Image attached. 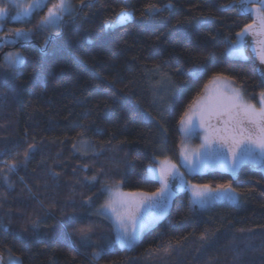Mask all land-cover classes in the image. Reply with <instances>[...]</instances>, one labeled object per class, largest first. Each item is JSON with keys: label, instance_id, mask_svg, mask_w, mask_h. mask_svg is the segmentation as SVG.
Instances as JSON below:
<instances>
[{"label": "trees", "instance_id": "16d2710c", "mask_svg": "<svg viewBox=\"0 0 264 264\" xmlns=\"http://www.w3.org/2000/svg\"><path fill=\"white\" fill-rule=\"evenodd\" d=\"M71 1L75 12L58 29L39 31L45 13L36 12L18 24L35 29L33 40L0 48V255L21 264H264V173L191 176L180 159V121L214 77L259 103V65L228 54L253 17L240 0ZM122 11L131 19L109 28ZM13 49L25 59L18 69L5 60ZM164 160L190 185L230 182L239 202L199 209L176 189L166 217L132 249L94 259L115 228L93 203L113 190L157 192L149 168ZM89 226L84 240L78 230Z\"/></svg>", "mask_w": 264, "mask_h": 264}, {"label": "snow or ice", "instance_id": "6c2138e0", "mask_svg": "<svg viewBox=\"0 0 264 264\" xmlns=\"http://www.w3.org/2000/svg\"><path fill=\"white\" fill-rule=\"evenodd\" d=\"M11 3L19 10L13 19L23 21L30 18L34 11L44 7L46 0H32V3L27 4L25 7H21L19 0H11ZM252 5H257V7L253 8ZM71 7L70 0H57L48 8L47 14L40 19L38 27L47 28L48 25L61 21L63 16L69 13ZM148 7L154 11L158 10L154 5ZM240 8L242 14L255 12L260 25L258 32H252L253 25L250 24L237 34L239 39L230 52L234 56L243 54L244 38L246 36L264 37V0H240ZM8 12L7 7L0 6V27H2V22L8 16ZM130 18L131 13L122 11L118 16L117 23H124ZM29 34L30 32L22 29H17L15 32L17 39H26ZM258 43L261 47L257 54L260 62L264 64V39L259 40ZM253 50L256 49L253 48ZM9 63L12 67H18L24 63V59L19 53L10 54ZM213 80L220 81L221 77L216 76ZM260 97V107L257 108L255 104L247 103L238 89L229 87L218 97H209L202 101L193 102L196 107L190 109L189 112H185L184 118L180 121L182 131L187 137L198 135L205 120L213 115L218 118L227 117V119L221 121L220 127L209 125L208 128H205V142L201 145V150L192 153L191 157L189 155L184 156L185 160H190L192 163L191 171H200L215 165L235 174L239 165L247 161H252L264 167V92L260 93ZM175 167V165H170L159 169L158 178L162 182V187L157 192L151 194L117 193L103 206L104 214L110 212L116 217L119 233L118 243L122 248L132 247L140 230L150 222L144 216H141L137 222L134 216V207L142 205L144 201L137 202L130 198L155 197L156 199L149 207H157L160 210L159 214H163L171 196L174 194L173 189L177 187L175 184L170 187L169 184V177L173 176ZM153 174H156L155 169H153ZM192 189L195 197L193 203L200 208L208 207L217 199H227L233 202L237 199L235 189L232 188L230 182L218 185L215 189L211 185H193ZM129 221L133 223L131 228L128 227ZM78 231L82 239H90L88 236V233L92 231L90 226L87 229L82 228ZM111 247V243H106L100 251L93 254V258H99L101 251ZM10 264H18V261H11Z\"/></svg>", "mask_w": 264, "mask_h": 264}, {"label": "rangeland", "instance_id": "374dc122", "mask_svg": "<svg viewBox=\"0 0 264 264\" xmlns=\"http://www.w3.org/2000/svg\"><path fill=\"white\" fill-rule=\"evenodd\" d=\"M70 2H71L72 7H71L69 13H66L63 16V18H62L61 21H59V22H57L55 24L48 25L47 28L39 27L38 30L39 31L42 30V31H49V32H51V31H54V30L58 29L59 26L61 25L63 19L65 17L71 16L75 12V7H74V5H73V3H72L71 0H70ZM19 3L21 5V7H25L27 4L32 3V0H19ZM52 4L53 3L49 2V0H46V5L44 7H42L41 9H39L37 11H34L32 13V15H31L30 18H27V19H25L23 21H16V20L13 19V17L16 15L17 11H19V10L17 8H15V6L11 3V0H3V2L0 3V6L7 7L8 10H9V12H8V16L6 17V19L2 22V27H0V48L15 46V45H18V44H23V43H27V42L32 41L33 38H34V35H35V29L34 28H29V29L19 28L18 27V24H26L27 22H29L30 20H32V17H33V15L36 12L44 11V13L46 15L47 14V11H48V8L51 7ZM238 5H239V8H240V1L238 2ZM251 7L255 8V7H257V5H252ZM240 11H241V8H240ZM244 14L253 17V19L255 20V23L257 25H254L253 26L252 32H258L259 31L260 21H259L257 15L255 14V12H252V13H244ZM131 17H132V14H131ZM117 20L114 23L110 24L111 27H109V26L108 27L109 28H112V27H115V26H118V25L122 24V23H117ZM17 29H22V30H24L26 32H30V34L28 35V37L26 39L25 38H19V39H17V37L15 35V32H16ZM238 39H239V37L237 36L236 42L238 41ZM251 39H253V42L251 43L252 46L249 45V41ZM261 39H264V37L255 36V35L246 36L244 38L243 54L242 55H238L239 57L236 58V59H242V60H248L249 59V60H251L250 58H256L260 62V59H259V56H258L257 53H258V51H259V49L261 47V45L258 43V41L261 40ZM236 42L233 43V47L235 46ZM253 48H255L256 50L254 51ZM16 53H19V54L22 55V53L20 51L13 49V50L8 51L5 54V60L9 63L10 54H13L14 55ZM22 57L24 59V56L23 55H22ZM24 61H25V59H24ZM22 65H20L18 67H14V68L18 69ZM259 65H260V70H261V73L263 75V80H264V64H262L260 62ZM222 80H224V79H222ZM211 82H219V81L212 80ZM213 84L214 83H210L209 86L207 85L206 90L203 93V95L201 97H199L196 101L200 100V98H206L208 94L214 93V92L209 91V90H213L212 89ZM229 87H230L229 85L223 84V89H219V90H226ZM207 89H208V91H207ZM241 94L243 95L242 92H241ZM243 97H244V95H243ZM202 100H204V99H202ZM195 107H196V105L193 104L192 107H191V109L192 108H195ZM223 119H227V117H219L218 118L215 115L211 116L209 119H206L205 122H204V124L201 126L199 134L198 135L191 136V137H187L185 135V133L182 131V127H181V131H182L183 138L188 139V142H189V144H188L187 147L189 148V147L192 146L190 144V142L193 139L194 142L198 141V144H196L195 146H193V147H195L193 150L200 149L201 148V145L204 144V142H205L203 140L204 139V136L206 134L205 131H204V129L205 128H208L209 125L216 126V127H220L221 126V121ZM185 151H186V149L184 151H182V146H181V155H180L181 167L183 168V170L185 171L186 174L191 175V176L203 174V173H206L208 171H216V170L217 171H224V172H227V173H229V174H231L233 176H236L241 171L242 168L258 169V170L264 172V167H258V166H256L257 163L254 164L252 161L244 162L242 164V166L239 169H237V171L235 172V174H233L231 171H228V170H226L225 168H223L221 166H215V165L206 167V168H204L203 170H200V171L193 172V171L190 170L192 168L191 161L184 159V156L187 155V154H185L186 153ZM166 164L175 165L174 163L170 162L169 160H164V161L159 162L156 166H153V167L149 168V174H148L149 177L152 178V179H156L160 183V187H162V182L158 178V172H159V169L161 167L166 166ZM175 166H176V169L178 170L177 172L179 174L177 172L173 171V176H170L169 177L170 187H171V185L175 184L177 187L173 189L174 192L176 191V189L179 190V191L188 192V194L190 196V199L192 201V206H194L196 208H199V209H205V208H200L199 206H197V205H195L193 203V201L195 199V197L193 196V189H192V186L193 185H190V183H188L185 180V178H184L185 177L184 176L185 174L182 172V170L180 169V167L177 166V165H175ZM153 169L156 170V174L155 175L153 174ZM173 177H175V178L173 179ZM120 192H122V191H120ZM122 193H125V192H122ZM235 195L238 196L239 194H237L235 192ZM238 197L240 198V195ZM130 199H134L137 202H139L141 200V199H137L136 197L130 198ZM155 199L156 198L150 199V200H147V201H144L143 200L144 203L142 205L138 206V207H140L139 209H137V207H134V216L137 219V222L139 221V218L141 216H144V217L148 218V216H147L148 213H149V216H153V215H155L157 213L159 214L160 210L157 207H154V206L153 207H149V205H151ZM220 202L237 203V202H232V201L227 200V199H217L213 203H211L208 207L212 206L215 203H220ZM104 205H105V203L102 204V205L101 204L100 205H95V203H93L92 206H93V209L96 212H99V213H103L104 214V207H103ZM208 207H206V208H208ZM105 215H108V216H110L112 218L111 221H112V223L114 225V228H115L114 229L115 230L114 241L109 242V243L112 244V247L111 248H114V246H117V247H119L121 249L130 250V249H132L138 243V241L140 240V238L142 237V235L146 231L152 229L154 226H156L158 223H160L166 217L167 214L163 218H161L160 220L152 223L151 225L147 224L142 230H140L139 235H138L135 243L130 248H122L120 246V244L118 243V235H119V233H118V223H117L116 217L114 215H112L110 212H108ZM132 226H133L132 221H129L128 222V227L131 228ZM111 248H109V249H111ZM11 261H18V264H21V262L16 257H13L11 255H0V263H2V264H10Z\"/></svg>", "mask_w": 264, "mask_h": 264}, {"label": "crops", "instance_id": "0c3cea01", "mask_svg": "<svg viewBox=\"0 0 264 264\" xmlns=\"http://www.w3.org/2000/svg\"><path fill=\"white\" fill-rule=\"evenodd\" d=\"M252 31V30H251ZM253 42V39H251L250 41H249V45L250 46H252V43ZM233 48V44L229 47V49H228V53H229V55L231 56V57H234V58H238L239 56H234V55H231L230 54V51H231V49ZM250 59H252V60H254V61H256L257 62V64L259 65V60H257L256 58H250ZM259 68H260V65H259ZM260 73H261V70H260ZM261 78H262V81L264 82V80H263V75H262V73H261ZM210 83H214L213 84V86H212V89L213 90H209V91H211V92H214V93H211V94H208L207 95V97L206 98H209V97H218L222 92H224L225 90H219V89H223V84H225V85H229L231 88H235V89H237L230 81H228V80H220L219 82H210ZM210 83H209V85H210ZM208 85V86H209ZM207 91H208V89H207ZM245 97V96H244ZM202 99H205V98H200V100L202 101ZM245 99V101L247 102V103H249L248 101H247V99L246 98H244ZM261 99V98H260ZM250 104V103H249ZM256 107L257 108H259L260 107V100H259V103L256 105ZM181 127H182V125H181ZM181 134H182V131H181ZM204 140V139H203ZM182 151H184L185 149H186V153L185 154H187V155H189L190 157H191V155H192V153H195V152H199L200 150H201V148L200 149H198V150H193L195 147H193V146H195L196 144H198V141H196V142H194L193 141V139H192V141L190 142V144L192 145L191 147H187L188 146V144H189V142H188V139H185V138H183V136H182ZM254 163V162H253ZM243 164V163H242ZM242 164H240L239 165V167H238V169L242 166ZM254 164H256V163H254ZM170 165H172V164H166V166H164V167H168V166H170ZM256 166H258V167H261L260 165H258V164H256ZM243 169V168H242ZM175 172H177L178 170L176 169V167H175V170H174ZM178 173V172H177ZM264 173V172H263ZM149 174V173H148ZM179 174V173H178ZM117 193H122V192H120L119 190H113V191H111V193H108V199H110V198H113L114 197V195L115 194H117ZM173 195L171 196V198H170V200H169V202H168V205H167V208L163 211V214H155V215H153V216H149V213H148V220L150 221L148 224L149 225H151L152 223H154V222H156V221H158V220H160L161 218H163L167 213H168V210H169V208L171 207V204H172V201H173V198H174V195H175V192H174V190H173ZM236 197H237V199H236V201L235 202H239V198H238V196L236 195ZM137 199H141V200H144V201H147V200H150V199H154L155 197H136ZM192 202V201H191ZM233 202V201H232ZM140 207H137V209H139ZM140 211V210H139ZM110 219H112L110 216H108Z\"/></svg>", "mask_w": 264, "mask_h": 264}, {"label": "water", "instance_id": "95a60500", "mask_svg": "<svg viewBox=\"0 0 264 264\" xmlns=\"http://www.w3.org/2000/svg\"><path fill=\"white\" fill-rule=\"evenodd\" d=\"M0 264H2V263H0Z\"/></svg>", "mask_w": 264, "mask_h": 264}]
</instances>
